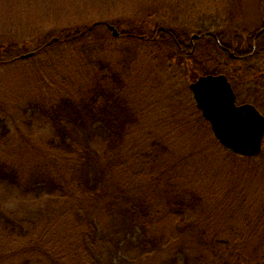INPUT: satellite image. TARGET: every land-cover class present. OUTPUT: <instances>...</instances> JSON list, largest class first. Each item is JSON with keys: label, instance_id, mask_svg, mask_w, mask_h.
<instances>
[{"label": "trees", "instance_id": "obj_1", "mask_svg": "<svg viewBox=\"0 0 264 264\" xmlns=\"http://www.w3.org/2000/svg\"><path fill=\"white\" fill-rule=\"evenodd\" d=\"M107 24L94 23L76 31L63 32L62 36L49 37L33 49L25 44L21 46L10 44L0 49V66H10L23 61L20 57L28 53H34V57H55L58 60L62 56L59 52H64V49L61 50L62 47L73 46L77 49L75 53L92 68V73H86L80 80L74 79V73L70 77L57 76L59 77L57 81L54 80L55 77L50 76V79L61 88L62 94H54L49 99L43 97L26 100L22 104L23 107L18 110L26 118L40 115L44 120L43 124L51 130L52 135L47 145L49 150L61 160L62 165L60 168L52 167V175L58 177L57 184L51 185L52 181H48L51 184H44L51 185L54 190L61 192L63 199L65 198L63 202L76 206H70V213L67 215H63L59 210V213L56 211L52 216V213L43 212L30 213L31 215L20 214L6 210L0 204V251L2 250L0 253L8 250L4 258L0 257L2 258L0 264H8V261L10 264H117L120 255L126 254L129 249L145 251L146 243L136 246L131 242L125 246L122 238L121 240L117 238V232L110 234L109 230L113 226L100 224L104 215L108 217L114 214H121L123 224L128 230L140 229L148 232L147 243L155 248L153 255L168 254L167 263H161L162 259L159 256L157 264L181 262L182 264H264V246H250L254 241L264 242L262 233L257 229L250 234L238 232L234 235L232 229L226 233L221 227L218 231L213 229L199 231L192 225L194 229L186 231L189 224L185 222L187 217L191 216L190 211L194 212L192 208H196L197 203L196 200L195 204H192L193 202L190 204L189 196L196 194L189 186L181 185L172 179L173 175L170 177L169 173L176 169L178 162L171 161L173 155L171 150L169 157L167 156L170 148H167L166 142L169 140L166 136H170L172 131L170 141H181L184 133L180 130V126L185 124L189 127L194 120L187 118L183 121H172L170 118L169 120L162 118L166 121L160 124L155 133L151 132L157 124H151L150 121L144 123L142 115L149 112L151 107L143 104L144 96L131 93L132 83L128 90L131 70L137 68V47L122 46L117 51L116 59L111 57L106 60H97L96 56H90L91 49L86 48L85 51V47H80L91 37L96 36L102 26L107 27ZM195 28V31L184 34L185 31L179 36L172 28L163 27L159 32H154L153 36L150 33L143 35L140 27L136 26L131 27L121 36L132 40L134 44L142 40L146 43H155L164 50L160 51L161 58H165L164 52L169 53L168 50L171 49L182 56L178 58L186 59L183 57L192 54L195 56L199 48L205 46L207 52L218 54L219 58L223 57L224 60L221 64L210 66L204 75H219V73L225 75L231 82L237 98L247 90V102L254 97L255 100L252 102L258 104L256 101L258 96L255 98V94L251 92L256 89L262 90L264 85L250 78L257 70L252 62L260 61L259 57L264 56L261 53H264V24L252 33L240 31L230 40L224 39L227 38L224 34L226 30L212 32L204 24L196 25ZM107 30L110 32L108 27ZM232 30L234 29L229 28L230 32ZM191 35H196L199 39L192 41ZM239 38L243 44L241 47L233 45V41ZM104 40L109 39L105 36ZM230 52L235 53L236 59L230 57ZM171 53L173 55L171 59L176 60V55ZM226 60L233 64L232 68L227 67ZM199 77L198 75L192 81L195 82ZM175 81L180 83L179 80ZM189 94H191L190 90ZM190 102L193 105L190 109L193 108V113L199 119V121L195 120V126L198 128L204 126L211 130L209 123L197 111L193 99ZM9 125L17 128V121L11 120V116L4 112L0 116V181L17 184L16 181L19 179L17 139L16 133L12 134ZM96 130L103 135L104 145L100 151L92 146V136ZM145 133L148 136L146 142L143 138ZM196 135L194 134L195 140ZM85 137L89 139L85 141ZM211 137L215 145L221 147L213 133ZM142 140L144 146L148 148L147 153L142 151ZM137 148L139 149L136 150ZM227 153L234 157L231 160L236 165L254 159ZM259 156L264 157V149ZM169 158L172 164L166 167ZM46 172L50 173L49 170ZM153 177L154 184L165 187L168 194L161 211L155 214L164 213L167 217H173L175 221L179 218L181 223L177 224L178 229L185 226L180 234L170 239L164 240L158 236L155 230L157 220L151 218L150 211L155 202L151 200L152 194L148 192L147 186L151 185ZM228 179L226 188L229 194H233L235 189L240 187V183L232 177ZM25 187H27L25 183L20 185L22 190ZM243 194L244 192L241 195ZM55 201L61 202L58 199ZM69 216L79 218L80 224L76 223L72 226L65 224L68 218L64 217ZM261 216L260 219L264 220V212ZM58 219L61 220L60 226L64 227L63 231L66 230L68 234L61 237L50 234L48 240L45 237V228L39 231L40 222L45 220L50 230L56 227V222L52 220ZM245 219L249 223V218ZM261 223L264 225L263 221ZM39 233L41 234L38 235ZM192 241L196 246H187Z\"/></svg>", "mask_w": 264, "mask_h": 264}, {"label": "rangeland", "instance_id": "obj_2", "mask_svg": "<svg viewBox=\"0 0 264 264\" xmlns=\"http://www.w3.org/2000/svg\"><path fill=\"white\" fill-rule=\"evenodd\" d=\"M94 23L112 24L120 33V37L114 38L107 27L102 26L98 30L99 34L80 45L81 48L85 47V51L86 48L91 49L90 56H96L97 60L111 59V57L116 59L117 51L122 46L137 47V68L131 70L128 90L132 83L131 93L144 96L143 104L151 107L149 112L142 114L144 123L150 121L151 124H157L151 132L155 133L160 124L166 121L162 118L168 120L170 118L172 121H183L187 118L194 120L189 127L185 124L180 126V130L184 133L181 141H170L172 131L170 136H166L169 140L166 145L170 148L167 156L169 157L171 150L173 153L171 161L178 162L176 169L169 173L170 177L173 175L172 179L181 185L189 186L197 197L196 199L193 194L189 196L190 204L191 202L195 204L196 200L197 203L196 208H192L194 212L190 211L191 216L187 217L185 222L189 224L186 231L194 229L192 225L199 231L206 229L218 231L221 227L226 233L232 229L234 235L238 232L250 234L257 229L264 239V225L261 223L263 221L264 224V220L260 219L261 213L264 212V157L258 155L248 162L234 164L231 160L234 157L215 145L210 128L195 126V120L199 121V119L193 113V108L190 109L193 105L190 102L192 96L189 94L188 86L194 83L192 79L198 75L203 76L210 66L221 64L223 57L219 58L218 54L207 52L206 47L202 46L197 55L183 57L186 59L178 58L182 56L171 49L168 50L169 53L164 52L165 58H161L160 51L164 50L155 43H146L142 40L134 44L132 40L121 36L131 27L136 26L140 27L143 35L149 33L152 35L154 32H159V29L167 27L172 28L180 36L185 31L184 34L195 31L196 25L204 24L212 32L226 30L224 34L227 38L224 39L230 40L240 31L252 33L264 24V0H0V49L10 44L20 46L25 44L33 49L49 37L56 38L62 36L63 32L76 31ZM229 28L234 30L230 32ZM105 36L108 41L104 40ZM156 37L158 38V33ZM233 45L241 47L243 44L239 38L233 41ZM62 49H64L63 53L58 51L62 55L58 60L55 57L38 56L14 65L0 66V116L7 112L11 120L17 121V128L12 125H9V128L12 134L16 133V150L19 154L17 184L0 181V204L6 210L25 215L39 212L52 213L54 216L59 210L63 215H67L70 213V206H76L63 202L65 198L63 199L62 193L51 186H55L58 179L51 173L53 168H60L62 165L61 160L49 150L47 145L52 135L51 130L43 124L44 120L40 115L26 118L22 112H18L26 100L43 97L49 99L54 94H62L63 91L50 79V76L55 77L54 80L57 81L61 75L70 77L74 73V79L80 80L86 73H92L90 65L75 53L77 50L75 47L65 46ZM171 52L176 55V60L171 59L173 56ZM232 53L235 56V53ZM261 53L264 55L263 52ZM259 58L262 62L257 60L252 62L257 70L250 79L264 85V56ZM226 64L229 69L232 68L231 62L227 61ZM77 72L79 73L76 75ZM175 80H179L180 83ZM246 92L247 90L238 98V104H254L252 102L255 100L254 97L247 102ZM251 93L255 94V98L258 96L256 99L258 104L255 106L264 112V87ZM194 134H197L196 140ZM147 137L145 133L143 137L145 142ZM87 139L89 138L85 137V141ZM143 143L142 140V151L147 153L148 148ZM174 144L177 145L173 146ZM103 145L102 133L99 130L94 131L92 146L100 151ZM170 163L169 158L166 167H170ZM133 169L135 171L134 167ZM48 170L50 173L46 172ZM230 177L240 183V187H237L233 194H229L226 188V182ZM151 181V185L147 186L148 192L152 194L151 200L155 202L151 207V218L157 220L155 230L158 236L164 240L170 239L178 235L185 226L178 229L179 218L175 221L173 217H167L164 213L155 214L161 211L168 194L165 187L154 184V177ZM23 183L27 187L22 190L20 185ZM44 183L51 185L47 186ZM56 199L61 202H56ZM246 217L249 218V223ZM64 218H68L65 224L69 226L80 224L79 218L73 216ZM52 221L56 222L54 229L48 230L47 222L44 220L40 222L39 231L45 228V237L48 240L50 234L54 237L67 236L66 230L63 231L64 227L60 226L61 220ZM100 224L113 226L109 230L110 234L117 232V238L120 240L122 238L125 246L131 242L136 246L147 244L145 251L129 249L126 254L120 255L117 264L159 263L158 257L161 255H153L155 248L147 243L148 232L140 229L128 230L123 224L121 214L108 217L104 215ZM255 242L250 246H264V242ZM189 244L187 246H196L194 241ZM7 254L6 249L0 253V257L4 258ZM160 258L161 263H167L169 260L167 253ZM7 263L10 264L9 261Z\"/></svg>", "mask_w": 264, "mask_h": 264}, {"label": "water", "instance_id": "obj_3", "mask_svg": "<svg viewBox=\"0 0 264 264\" xmlns=\"http://www.w3.org/2000/svg\"><path fill=\"white\" fill-rule=\"evenodd\" d=\"M114 37L119 33L109 26ZM198 39L193 36L192 40ZM23 55L21 59L33 57ZM197 110L211 125L218 143L233 154L255 157L262 151L264 116L251 104L238 106L234 90L224 75L203 76L189 87Z\"/></svg>", "mask_w": 264, "mask_h": 264}]
</instances>
